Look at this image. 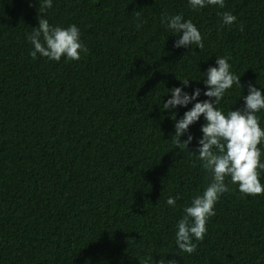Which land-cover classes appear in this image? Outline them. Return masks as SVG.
Listing matches in <instances>:
<instances>
[{
	"label": "trees",
	"instance_id": "16d2710c",
	"mask_svg": "<svg viewBox=\"0 0 264 264\" xmlns=\"http://www.w3.org/2000/svg\"><path fill=\"white\" fill-rule=\"evenodd\" d=\"M38 9L0 0V264H264V194L241 193L230 177L195 252L177 247V221L210 174L196 140L173 138L172 113L193 105L163 109L183 79L202 78L185 91L206 90L217 57L243 85L225 94V112L243 107L249 84L264 87V0L199 10L188 0H53L43 16L76 24L88 49L59 62L29 54ZM226 11L237 16L230 26ZM177 13L197 25L202 48L174 47L161 17ZM204 123L190 126L197 138Z\"/></svg>",
	"mask_w": 264,
	"mask_h": 264
},
{
	"label": "clouds",
	"instance_id": "9594fccd",
	"mask_svg": "<svg viewBox=\"0 0 264 264\" xmlns=\"http://www.w3.org/2000/svg\"><path fill=\"white\" fill-rule=\"evenodd\" d=\"M188 4L193 10L209 5L223 8L225 0H188ZM52 6L53 0H39L38 26L27 35L32 46L29 54L33 59L43 56L57 62L62 57L78 61L88 50L81 39V30L74 23L67 27L50 25L43 13ZM221 17L222 25L230 26L237 21V16L230 11L221 13ZM161 22L178 37L174 47L193 44L203 47L201 31L183 14L163 15ZM203 74L206 90L197 87L192 92L185 91L190 80L202 78L181 79L182 86L168 89L170 96L163 102L164 110L193 105L182 118L176 119V114L172 113L175 116L173 138H178L179 146L181 136L187 133V139L182 141L187 147L196 140L198 147L194 153L199 154L203 168L210 174V182L203 193L192 197L191 203L183 208L184 215L177 221L175 243L181 252L188 254L195 252L196 242L204 239L207 223L216 214L215 205L220 197L231 191L226 178L230 177L231 184L238 185L241 193L264 194V183L261 182L264 174V127L258 115L264 112V87L249 84L248 94L241 96L245 102L243 107L225 112L220 106L221 101L233 85L243 88L241 76L231 70L227 57H217L216 65L210 66ZM202 91L208 99H198ZM202 115L205 123L200 129L202 136L197 138L191 133L190 126ZM176 201V197L169 196L166 203L174 207ZM166 264H173V261Z\"/></svg>",
	"mask_w": 264,
	"mask_h": 264
}]
</instances>
